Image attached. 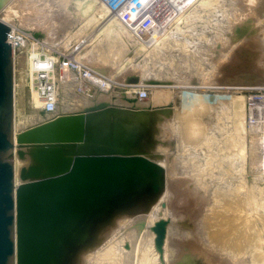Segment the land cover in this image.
Wrapping results in <instances>:
<instances>
[{"label":"water","instance_id":"1","mask_svg":"<svg viewBox=\"0 0 264 264\" xmlns=\"http://www.w3.org/2000/svg\"><path fill=\"white\" fill-rule=\"evenodd\" d=\"M13 1L0 0V16ZM9 32L0 19V264H70L114 215L148 207L160 193L164 169L148 156L151 130L160 113L180 110V92L167 103L146 107L136 94L121 92L124 105H118L96 101L112 91L87 81L83 96L94 103L16 130ZM235 44L216 67L211 84L228 91L264 88V46L256 37L237 38ZM115 81L141 86L138 71H126ZM14 156L27 160L18 183ZM170 223L159 217L149 228L160 264H166ZM189 248L188 241L180 243L179 259L167 264H208L192 257ZM124 249H129L127 243Z\"/></svg>","mask_w":264,"mask_h":264},{"label":"rangeland","instance_id":"2","mask_svg":"<svg viewBox=\"0 0 264 264\" xmlns=\"http://www.w3.org/2000/svg\"><path fill=\"white\" fill-rule=\"evenodd\" d=\"M252 5H253L252 3H250L248 6L245 5L244 10L243 9L241 11L237 10L236 13H234V14H238L237 16L239 17V20L233 25L232 29L228 32L227 38L230 39V41H229L230 43H228V44L233 45V46H230L228 44L226 45V46H228L227 47V53L228 52L231 53V51L234 49V47L236 46L235 40L237 38H239V39L241 38L244 40V39H248L251 37H256V38H258L259 42L262 43V45L264 46L263 40L261 39L262 38L261 35H263V33H261L262 31L260 30V27L261 28L264 27V0H259V7L257 10L252 9L251 11H249V9L252 7ZM206 6L208 7V5H206L205 3H200L198 6L196 5V6L192 7V9H188L186 13L184 12L185 13V15H184L185 18L183 17L185 19L184 21H183V18L181 19V15H179L177 17V19L176 18L171 19L172 21H177L179 19H181V20L178 22L179 25L177 27L171 26L170 29H168V31H166V33L165 32L163 33V26H161V27L156 26L155 32L149 38V40L144 39V38H141L140 40L139 39L137 40L135 38H131L130 35L126 32L127 30L123 26H121L117 21L113 20L112 18L107 20L106 22L100 20V18H98V17L100 16V17H102L101 19H104V16H106L108 14V12L106 11V9H103L102 6L99 3H97L96 0H14L12 2V4L9 6V8L4 12V14H2L0 16V19L2 21L8 22V24L13 25L14 27H17V28L23 30L25 33H28V35H33L35 37V39H37L38 42H40L42 44L44 49L47 50L50 55L57 57V56L67 54V53L72 51V53L74 55H78V56H76V59H78L79 61L81 60L86 66L90 67L91 69H93L95 71L101 70L102 72L105 73V75L116 74L115 76L117 77L126 71H138L139 73H141L140 71H142V69L145 67V65L150 66V69H153L152 71L158 70L157 72L155 71L156 73H158L160 71L159 75H161V76H159L158 74H156L154 72L156 75H158L160 78L164 77L163 80H161L159 78V80H157V81L156 80L150 81L151 83H149V85L161 86V87L156 89V92H162L165 94L167 93V91H169V92L174 91L176 93H178V92L184 93V92H186V90H185L186 87H189V86H191V87L192 86L196 87V85H197V87L206 86L205 88H203V90H201V89L196 90V91H199V93L196 92L197 94H202V92L204 91L203 94H205L206 98H207V103L204 104L205 106L203 105L202 107H198L199 105L196 103V100L194 99V97H192L190 100L192 102H195L194 106L193 105L190 106L189 110H187L188 107L185 111H183L184 109L182 111L178 110L177 112H180V116H178V118H174V117L171 118V116H170L171 113L174 112L175 110H172V112L167 111L168 112L167 114H166V112L163 114L160 113L161 114L160 116H162L161 120H163V118L169 117V120L167 122L168 123V126H167L168 129L164 131L165 132L164 137H163L164 134L160 132V129H158V127H156V129L154 127V129L151 130L150 141L152 143L149 144V146L152 147V150L150 151V153H148V156H150L151 159L155 160L160 165L162 163L166 167V169L163 167V169H164L163 186H162L163 189H161L159 194H161L164 191L165 181H168V184H169V186H171V188L174 186L173 189H174L175 193L177 192V190H179L183 187L180 190L181 192L180 191L177 192V193H179L178 194L179 196L177 195V193L176 194L174 193V195H173L174 196L173 199H176V200L172 199V201H174L173 202L174 203V207H173L174 209L172 208L173 209L172 213H176V212H180L179 206L184 205L183 201H185V202L188 201L190 205L192 204V179H197V178L203 179V177H206V179H205L206 185L208 184V187L210 186L209 188L212 187V189H213V186L216 187V185L220 184V183H222L224 185V183H225L224 181H226L228 178L231 179V177H232V179L234 178L233 180L239 179L240 182H238L237 184L240 183L239 186L241 184H243L241 186L244 188L242 189V193H241L242 197H237L236 195H233V193H232V199H230V200L233 201V204H230V207H233V208H229V209L239 208V210H241V208H243V207H241V205H244V208H246V210H248V211H256V210L264 211V206L259 208V205L257 204V202H258L257 200H260V198L264 201V176H262V174L264 175V173L261 171V167L259 164L261 162L262 151L264 152V147L262 149V140H263L262 138L264 136L263 135L264 134V121H263L264 119H261L257 123L249 124V119H248L249 115H248V109H247L248 108L247 98L250 95L251 90H234V91L229 90L228 91V90H223L220 88H214V86L211 83H212V80H214V78H213L214 77V71H215L216 67L218 66L217 63L214 66V68L211 69V71L210 70L205 71L204 69H197V67H195V68H193V70L191 69L192 71H190V74H189L188 70L182 71L184 68L181 70V72H182V74H181L180 70L177 69V68L181 67L180 64L174 63V62L179 61V59L177 57L178 53L180 51H183V49H185V45L188 46L187 44L188 43L190 44V42H192V41H190V40H192V38H194V37L196 39L201 38L200 39V41H201L203 39H207V36L209 34L211 35V33H213V35L215 32L220 33L219 29L216 26H214L212 24V22L214 24H219V22L221 21V17L223 16V14L221 12L222 8L221 9L219 8V11L215 10V12H211L213 15L215 14L214 19L211 21V19L206 20V18L204 16L205 13L208 14V15L205 14L206 17L209 16L210 9L207 10L208 11L207 12ZM191 10H192V13H191ZM203 12H204V14H201ZM239 12H241V13H239ZM243 12H245V14ZM174 13H175V11L172 13V15ZM216 14H218V15H216ZM63 15H64V18H62ZM201 15L203 16L202 17L203 20L200 18ZM192 18H194L193 20H195L197 18L196 19L197 21L196 20L193 21ZM61 20H63L62 23H61ZM205 20L207 21V24H206ZM59 21H60V23H59ZM188 21L190 24H188ZM208 21H209V23H208ZM182 22H184V23H182ZM201 22H203V23H201ZM172 23L169 22L168 24L171 25ZM258 23H259V25H258ZM198 24H200L201 26L199 27ZM209 24H211V25H209ZM206 26L208 28H206ZM212 26H213V28H212ZM185 28H187V29H185ZM198 28L200 29V31L198 30ZM180 29H181V34L179 33ZM192 29H194L195 31L194 30L192 31ZM97 30L99 31V33H97L98 32ZM174 30L175 31L177 30L178 32H174ZM203 30H205V31H203ZM209 31H210V33H209ZM212 31H215V32H212ZM187 33H189V34L186 35ZM217 33H215V34L218 35ZM93 34H94V36H93L94 39L90 40L91 42H89V44L86 43V39L89 37V35H93ZM95 34H96V36H95ZM198 34H201V35H198ZM205 34H206V36H205ZM173 35L175 37H173ZM165 38H167L168 40ZM182 38L183 39L185 38V39L183 40ZM172 39H175V40H172ZM188 39H189V41H188ZM170 41L172 42V45H171ZM203 41H205V40H203ZM218 41L219 40L212 42V44L210 46L207 45L208 50H210L209 51L210 56L209 55L204 56L203 60H206V62H208L207 60H209V63L214 64V62L216 61L215 59H217V61H218L221 58V55H222V54H220L221 49H219V45H221V42L220 41L218 42ZM164 42H166V43H164ZM195 43H197V42H195ZM213 43H214V45H213ZM153 45H157V46L154 47L156 49L153 50V52H152L150 49ZM176 45H177V48H176ZM183 45H184V47H183ZM171 46L172 47L174 46L175 47L174 49L176 51H174V49H172ZM168 48H170L171 50L170 49L168 50ZM189 48L190 47L185 49V51L188 53L190 51V50L188 51ZM157 50H159L160 52H158ZM223 50H226V48H223ZM163 51H166V52H163ZM175 52L177 55H175ZM172 53H173V55H172ZM29 54H31L30 51L25 50L23 53H18L14 59L15 127H16V130L35 125V124L45 120L48 117V115H46L38 107L36 101L34 100V98H35L33 95L34 91L31 89V83L32 82L30 79V75L28 74V57H29ZM158 55L160 56L159 58H158ZM161 55H162V57H161ZM153 57L157 58V59H155L156 61L154 60ZM150 58H152V59H150ZM192 58H194V57H192ZM149 59H150L151 63L153 62L152 63V64H154L153 66L151 65L150 61H148ZM167 60L169 63L167 62ZM157 61H158V65H157ZM172 61H174V62H172ZM223 61H225V60H223ZM146 62H148V63L146 64ZM170 62L172 63V66H171ZM159 63H161L163 65H160ZM173 63H174V66H173ZM196 63H199V62H196ZM155 64L158 67H155L156 66ZM175 64H176V66L177 65L178 66H177L176 70H173L176 67ZM199 65L201 66V63H199L198 66ZM206 65H207V63H206ZM160 66H163V67H160ZM168 66H169V68H168ZM203 70L205 73H203ZM169 71L171 73L173 72L172 73L173 76L170 75L171 73H168ZM174 71L177 72L176 75H178V77L174 74L175 73ZM200 72H201L202 76H200ZM162 74H164V75L162 76ZM183 74H185V75H183ZM186 74H189V75H186ZM174 75L176 76V78H174L175 77ZM165 77H166V79H165ZM170 78H171V80H169ZM191 78H193V79H191ZM173 80L175 81L176 84L174 83ZM73 81H74V79L72 80L69 77V83L63 84V85L61 84L58 87V90H59L58 91V98L59 99L57 98L58 99L57 107L61 111L66 112V111H72V110H76V109L79 110L80 109V105L78 106L79 102L76 101V100H78L79 96L74 94L73 89H70V85ZM163 82H165V83H163ZM184 82H185V84H184ZM188 82L190 83L189 85H188ZM172 85L176 86V88L174 86H173L174 88L173 87L169 88ZM135 90H137V89H135ZM152 90H153L152 87H147V91L150 93V95L153 94ZM111 91H115L117 93L118 89H113ZM188 91H191V90H188ZM200 91H202V92L200 93ZM233 93H234V95H233ZM221 99H224V102L220 101V103H219L218 100H221ZM226 103H227V105H226ZM212 105H214V106H212ZM224 105H226V106H224ZM209 106H210V108H209ZM215 106H217V108H215ZM207 107H208V109H207ZM211 107H214V108H211ZM223 107L224 108L227 107V109L226 110L222 109ZM219 109H222V111H220ZM212 110H214V112ZM218 110H219V112H218ZM204 111L207 114L206 115L203 114L204 115L203 116L202 113ZM216 111L218 113H220V115L218 113H216ZM197 112H199L200 114H198ZM210 112L213 114H211ZM223 112H225V113H223ZM182 113H185V114L182 115ZM194 114H195V116H197V118H198V115H200L199 116L200 119L196 120L195 119L196 117L194 116ZM223 114H225V115H223ZM201 115L204 118L206 117V119H204ZM208 115H209V118H208ZM214 115L217 117H215ZM221 115H223V116H221ZM192 116H194V117H192ZM210 118H213L212 120L215 119L214 122H216V120H218L220 122L219 123L217 121L219 125L217 124V122L213 123V121ZM217 118H219L220 120L222 118L223 119H222V121H220ZM206 120H208V121L205 122ZM209 120H211V121H209ZM223 121L225 122V124L226 123H228V125L231 124L229 127L230 130L225 129L226 127H228V125L226 124V126H225ZM161 123L164 125L166 122H165V120H163V121H161ZM222 123H223V125H222ZM213 124L215 126L216 125H218V126L222 125V127L220 126L221 129L226 130V131H224V133H223V131L222 132L216 131L215 134L211 136V134H209L210 133L209 130L210 129H211V131L213 130V128H214V127H212V126H214ZM203 129H204V132H202ZM230 131H231V133H230ZM201 132H202V134H201ZM173 133H175V134H173ZM186 133H187V136H189V137H186ZM157 135H158V139L156 141L154 139L156 138ZM205 135H206L207 139L204 138ZM215 135L218 136V141H217V137ZM236 135H238L241 140ZM242 136H243L244 140H243ZM198 137H200V138L198 139ZM188 138H190V139H188ZM201 138L203 139L204 142L202 141ZM208 138L212 139L211 140L212 142L210 140H208ZM221 138H223V139L220 141ZM187 140H188V143H189V140H191L189 143L190 145L186 142ZM193 140H194V144H193ZM239 140H240V142H239ZM197 141H198V143H197ZM205 141H207V142H205ZM227 141H228V143H227ZM229 141H232V142L229 143ZM202 142L205 144H203ZM217 142H218V144H217ZM225 142H226V145H225ZM233 142H234V144L236 143V145L233 144V147H232ZM196 143L198 145H196ZM206 143H207V145H206ZM214 143L217 145L215 146ZM238 143H240V144H238ZM186 144H188V145H186ZM227 144H229V145H227ZM230 144H231V147H230ZM194 145H196V146H194ZM159 146L162 148V150H164L163 153H160L159 151L157 152L156 147H159ZM183 146H185V147L191 146L192 148L196 147L197 150H196V148H194L196 151L195 152L194 149H192L191 147H189V148L186 147V149H185V147H183ZM197 146L202 148L201 152L203 151L205 156L201 152L198 154L199 150H198ZM204 147H205V149H204ZM181 148H183V150ZM186 150H187L186 154H188V155H185L184 151H186ZM188 151L190 153L193 152L192 153L193 156L191 154L190 158L195 159L196 161L194 160V162H193L192 159L190 160V158H189L190 153ZM209 151H210V153H212L211 155L209 153L208 154L206 153ZM211 151H213L214 153ZM220 151H222L221 154H220ZM226 151H227V153H226ZM228 151H229V153H228ZM226 154H229L230 157L227 156ZM184 155L186 156V158L184 157ZM194 155H197V157H194ZM199 155H201V156H199ZM209 155L211 157H208ZM219 155L221 157H223V159L225 158L224 161L222 160V158H220ZM203 156L209 162L207 161L205 163L206 160H204ZM232 156H233V159H232ZM215 157H217V160ZM186 159L188 160V162H189V160L192 161V162H190L192 164L189 163L191 166L186 162L187 161ZM211 159H213V160H211ZM220 159L222 160V162L220 161ZM226 159L227 160L229 159V160L227 161ZM230 159L233 161L232 163H231ZM197 160H199V161H197ZM198 162H199V164L204 165L202 170L201 169L199 170L200 173L199 172L198 173L193 172L192 168H191L194 166V164H196ZM215 162H217V163H215ZM223 162L228 163V165L226 163L224 165ZM210 163H212V170H210L211 169ZM233 163H234V165H233ZM229 164L232 168H235V169L230 168ZM206 165L208 168L207 172L204 170L206 168ZM213 165L214 166L216 165V167H214ZM257 165H258V167H257ZM224 166H225V169H224ZM227 166H228V169H227ZM190 168H191V170H190ZM215 168H216V170L213 171V169H215ZM237 168H238V170H237ZM241 169H242V171H241ZM203 170L205 171V174H204ZM219 170H220V172H219ZM222 170H224V171L222 172ZM233 170L235 172H238V173L236 174L235 172H233ZM232 172L234 174H232ZM219 173L222 175L219 176ZM217 177H218V179H217ZM211 178H213V180ZM183 179H186L185 180L186 182L183 181ZM208 179H210V180H208ZM215 179H217V180H215ZM243 179H244V181H243ZM180 181L183 182V185ZM213 181H214V184L212 183ZM176 183H180V184H176ZM211 183H212V185H211ZM251 183H253L255 185V187H257L255 190L251 189L252 186L249 185ZM176 185L179 188H177ZM217 186H219V185H217ZM159 194H158V196H159ZM258 194H260V196H257ZM175 195H177V197ZM177 200H179V201H177ZM196 200H197V203L199 205H202V206L205 205V204L199 202L198 199H196ZM176 202L179 203L178 204L179 206L176 204ZM206 203H207V201H206ZM150 205H152V204H150ZM197 205H195V208L202 207L199 205L197 207ZM168 207H169V205L166 204V208H168ZM191 209H192V206H191ZM180 213L182 215L184 214L183 218L185 219L186 214L183 213L182 211ZM248 215H250V214L248 213ZM187 217H189L188 214H187ZM136 218L137 217H135L134 220L131 218H130V220H128L129 219L128 218L127 219L128 221L125 219L126 221L124 220L125 222L122 221L121 223H120L121 220L117 222V220H118L117 219V220H115V223H114V221L112 222V225H113V223L116 224V222H117L118 229H120L119 226L121 224L125 223V224H123V229L122 228L121 229L123 231L126 229V232H127V230L132 227L131 225L139 224L135 221ZM134 221H135V223H134ZM129 222H132L131 225ZM190 223H191V225H190V227H191L192 226V218H190ZM142 224L144 225V223H142ZM124 225H126L127 227H125ZM128 227H130V228H128ZM113 230L115 231V229H113ZM122 230L120 231L121 233H123ZM114 231H113V233H114ZM144 232L146 233V231H144ZM144 232L143 233L141 232L142 233L141 235L145 234ZM109 233H111V234H109L108 237L112 238V231H110ZM115 233H116V231H115ZM108 237L106 239H104V242L106 240L110 241L109 240L110 238H108ZM113 238L115 239V236ZM137 240H139V239H137ZM137 240H135V239H134V241H133V239L130 240L132 242H131V246L129 245V249H133V250L137 249V247L136 248L134 247V246H136V244L138 242ZM108 241H106V242H108ZM133 242H135V243H133ZM182 243L184 244L185 242L182 241ZM99 244H100V242H99ZM119 244L120 245L117 246V250H118V247L120 246L121 251L120 250H118V251H120L122 253V251L124 250L123 249L124 245L122 244V241ZM121 245H123V246H121ZM165 248H167V250H168L169 246L166 244ZM133 250L131 252H133L136 255V253ZM95 252H92V250H89V251H86V253H83L81 256L78 255V257H76V262H74L72 264H87V262H89L88 264H91L93 262V258L94 259L96 258ZM93 253L95 254L94 257H92ZM124 253H123V255L128 254V253L126 254V252H124ZM133 253H132L133 258H136L137 256H139L138 254L136 256H134ZM88 256L89 257L91 256L92 259L89 258ZM85 257H88L90 261ZM82 258H84V261H82V263H79ZM172 259L173 258H171L170 260H172ZM132 260L134 261L135 259H132ZM136 260H138V257L136 258ZM136 260L134 262L131 261L130 264H134V263L137 264ZM104 263L108 264V261H106ZM139 264H141V263L139 262Z\"/></svg>","mask_w":264,"mask_h":264},{"label":"bare ground","instance_id":"3","mask_svg":"<svg viewBox=\"0 0 264 264\" xmlns=\"http://www.w3.org/2000/svg\"><path fill=\"white\" fill-rule=\"evenodd\" d=\"M170 1V3L172 4V10H171V13H173L174 11H175V13L172 15V18L171 19H177V17L179 16V15H181V19L184 17L185 18V13L187 12V10L188 9H192V7H194V6H198L200 3H205L206 5H208V7L206 6V11L207 10H209L210 9V11H209V16H207L206 17V15L205 14H207V13H205L204 14V12L203 13H201V14H204V16H205V18H206V20H210L211 19V21L214 19V15L211 13V12H215V10H218L219 11V8L221 9L222 8V14H223V16L221 17V21L219 22V24H214L213 22H212V24L214 25V26H216L218 29H219V31H220V33H217V32H215V31H212V32H215V33H217L218 35H216L215 33H214V35H213V33H211V35L209 34L208 36H207V39H203V40H205V41H203V40H201L200 41V39L201 38H199V39H196L195 37V39L194 38H192V40H190V41H192V42H190V44L188 43L187 45L188 46H186L185 45V49L186 48H188V47H192L191 49L189 48L188 49V51H189V53L188 52H186L185 51V49H183V51H180L179 53H178V59H179V61H177V62H174V61H172V62H174V63H178V64H180V66L181 67H179V68H177V66H176V64H175V69H173V70H176V68L178 69V70H180V72H181V70L182 71H185V70H188L189 71V74H190V71H192L193 70V68H195V67H197V69H204L205 71L206 70H210L211 71V69H213L214 68V66L216 65V63L217 64H219V63H222L223 62V60H225L227 57H228V54H229V52L227 53V47L228 46H226L228 43H230L229 41H230V39H228L227 38V36H228V32L232 29V27H233V25L239 20V17L237 16L238 14H234V13H236V11L238 10V11H241L242 9L244 10V6L246 5V6H248L250 3H252L253 5H252V7L249 9V11H251L252 9H254V10H257L258 9V7H259V0H169ZM191 1V2H190ZM191 3V4H190ZM12 4V3H11ZM184 7H185V9H184ZM200 7V6H199ZM211 7V8H210ZM184 9V10H183ZM199 9V8H198ZM197 9V10H198ZM201 9V8H200ZM213 11H212V10ZM107 11V10H106ZM217 11V12H218ZM248 11V12H249ZM185 12V13H184ZM208 12V11H207ZM216 12V13H217ZM191 13H192V10H191ZM239 13H241V12H239ZM244 14H245V12H243ZM54 15V14H53ZM70 15V14H69ZM208 15V14H207ZM216 15H218V14H216ZM220 16V15H219ZM109 17V18H108ZM190 17V16H189ZM199 17V16H198ZM202 15L200 16V18L202 19ZM216 17V16H215ZM61 18V17H60ZM62 18H64V15H63V17ZM98 18H102V17H98ZM105 18H108V20L109 19H111L112 17H110V16H104V19ZM183 18V21L185 20ZM191 18V17H190ZM218 18V17H217ZM220 18V17H219ZM181 19H179V20H177V21H172V20H170L169 22L170 23H172L171 25H169L168 23L169 22H166L164 25H163V33L165 32L166 33V31H168V29H170V27L171 26H175V27H177L178 25H179V21L181 20ZM194 18H192V20H193ZM197 19V18H196ZM195 19V20H196ZM216 19V18H215ZM187 20V19H186ZM195 20H193V21H195ZM199 20V19H198ZM203 20V19H202ZM205 20V21H206ZM112 21V20H111ZM191 21V20H190ZM197 21V20H196ZM6 22V21H5ZM63 22V20H61V23ZM6 23H8V22H6ZM59 23H60V21H59ZM71 23V22H70ZM182 23H184V22H182ZM201 23H203V22H201ZM208 23H209V21H208ZM211 23V22H210ZM216 23V22H215ZM188 24H190L189 23V21H188ZM196 24V23H195ZM205 24V23H204ZM206 24H207V21H206ZM121 25V24H120ZM199 25V27L201 26L200 24H198ZM209 25H211V24H209ZM208 25V26H209ZM258 25H259V23H258ZM122 26V25H121ZM190 27V26H189ZM205 27V26H204ZM188 28V27H187ZM187 28H185V29H187ZM193 28V27H192ZM206 28H208L207 26H206ZM210 28V27H209ZM212 28H213V26H212ZM211 28V29H212ZM174 29V28H173ZM195 29V28H194ZM194 29H192V31L194 30ZM205 29V28H204ZM217 29V30H218ZM172 30V29H171ZM184 30V29H183ZM191 30V29H190ZM198 30L200 31V29L198 28ZM206 30V29H205ZM205 30H203V31H205ZM260 30L262 31L261 33H263V35H261V39L263 40V43H264V27H260ZM98 31V30H97ZM180 32V34H181V29L179 30ZM195 31V30H194ZM198 31V32H199ZM154 32H155V30H154ZM154 32H153V34H154ZM171 32V31H170ZM174 32H178L177 30L175 31L174 30ZM173 32V33H174ZM185 32V31H184ZM97 33H99V31L97 32ZM96 33V34H97ZM194 33V32H193ZM202 33V32H201ZM209 33H210V31H209ZM96 34H95V36H96ZM152 34V35H153ZM189 33H187L186 35H188ZM192 34V33H191ZM208 34V33H207ZM168 35V34H167ZM172 35V34H171ZM198 35H201V34H198ZM94 34L93 35H89V37L86 39V43H88L89 44V42H91L90 40H92V39H94ZM203 36V35H202ZM201 36V37H202ZM205 36H206V34H205ZM173 37H175L174 35H173ZM172 37V38H173ZM178 37V36H177ZM188 37V36H187ZM204 37V36H203ZM170 38V37H169ZM206 38V37H205ZM85 39V38H84ZM165 39H167V38H165ZM183 39V38H182ZM185 39V38H184ZM183 39V40H184ZM221 39V40H220ZM149 40V39H148ZM168 40V39H167ZM170 40V39H169ZM172 40H175V39H172ZM216 40H219L220 42H221V45H219V49H221L220 50V54H222L221 55V58L217 61V59H215L216 61L214 62V64H212V63H209V60H207L208 62H206V60H203L204 58V56H207V55H209L210 56V54H209V51L210 50H208V48H207V45H211L212 44V42H214V41H216ZM166 41V40H165ZM179 41V40H178ZM188 41H189V39H188ZM218 41V42H219ZM171 42V41H170ZM174 42V41H173ZM182 42V41H181ZM195 42H197V43H195ZM164 43H166V42H164ZM216 43V42H215ZM179 44V43H178ZM262 44V43H261ZM165 45V44H164ZM171 45H172V42H171ZM213 45H214V43H213ZM228 45H230V44H228ZM157 45H153L152 47H151V51L153 52V50H155L156 48H154V47H156ZM162 46V45H161ZM160 46V47H161ZM169 46V45H168ZM175 46V45H174ZM172 47V49H174L175 47ZM230 46H233V45H230ZM183 47H184V45H183ZM167 48V47H166ZM165 48V49H166ZM176 48H177V45H176ZM181 48V47H180ZM211 48V47H210ZM223 48H226V50H223ZM170 48H168V50H169ZM179 49V48H178ZM229 49V48H228ZM171 50V49H170ZM180 50V49H179ZM178 50V51H179ZM158 52H160L159 50H157ZM173 51V50H172ZM174 51H176L175 49H174ZM214 51V50H213ZM163 52H166V51H163ZM84 53V52H83ZM162 53V52H161ZM212 53V52H211ZM155 54V53H154ZM159 54V53H158ZM172 55H173V53H172ZM175 55H177L176 54V52H175ZM155 57V56H154ZM153 57V58H154ZM157 57V56H156ZM160 56L158 55V58H159ZM161 57H162V55H161ZM165 57V56H164ZM172 57V56H171ZM192 57H194V58H192ZM168 58V57H167ZM209 58V57H208ZM207 58V59H208ZM150 59H152V58H150ZM150 59L148 60V61H150ZM155 59H157V58H154V60ZM161 59V58H160ZM171 59V58H170ZM169 59V60H170ZM196 61V62H199V63H201V66L199 65L198 66V64L199 63H196L194 60ZM159 60V59H158ZM172 60V59H171ZM193 60V61H192ZM81 61V60H80ZM156 61V60H155ZM82 62V61H81ZM160 62V61H159ZM163 62V61H162ZM167 62H168V60H167ZM166 62V63H167ZM83 63V62H82ZM148 62H146V64H147ZM150 63H151V61H150ZM153 63V62H152ZM151 63V65L153 66L154 64H152ZM155 63V62H154ZM169 63V62H168ZM171 63V62H170ZM174 63H173V66H174ZM206 63H207V65H206ZM160 65H163V64H161V63H159ZM156 65V64H155ZM157 65H158V61H157ZM155 66V67H158V66ZM170 65V64H169ZM203 65V66H202ZM212 65V66H211ZM167 66V65H166ZM171 66H172V63H171ZM113 67V66H112ZM160 67H163V66H160ZM152 68V67H151ZM168 68H169V66H168ZM159 69V68H158ZM192 69V70H191ZM153 69H150V66H146L145 65V67L142 69V71H140L141 73H140V77H141V82H140V85L142 86V87H152L153 88V94L151 95V97H148L147 99L146 98H144V99H142L143 101L142 102H139L138 104L139 105H143V106H154V105H157V104H163V103H167L168 102V100L171 98V97H173L172 99H174V97H176L177 95H175L174 93V91L172 92L173 93V95L172 96H169V94L168 93H162V92H156V89L157 88H159V87H161V86H154V85H149V83H151L150 81H154V80H159V76H161V75H159V72L158 73H156L155 71H152ZM163 70V69H162ZM165 70V69H164ZM172 70V71H173ZM204 70H203V73H205L204 72ZM202 71V70H201ZM156 74H158V75H156ZM175 72V71H174ZM196 72V71H195ZM168 73H171L170 71L168 72ZM173 73V72H172ZM170 74V75H172L173 76V74ZM176 73L177 72H175L174 74L176 75ZM184 73V72H183ZM199 73V72H198ZM181 74H182V72H181ZM180 74V75H181ZM189 74H186V75H189ZM116 74H114L113 76H115ZM164 74H162V76H163ZM174 75V76H175ZM183 75H185V74H183ZM182 75V76H183ZM204 75V74H203ZM158 76V77H157ZM177 77H178V75H176ZM176 76L174 77V78H176ZM193 76V75H192ZM200 76H202V74H201V72H200ZM116 77V76H115ZM167 77V76H166ZM166 77H165V79H166ZM186 77V76H185ZM198 77V76H197ZM164 78V77H163ZM163 78L161 77L160 79L161 80H163ZM182 78V77H181ZM191 79H193V78H191ZM168 80V79H167ZM169 80H171V78L169 79ZM178 80V79H177ZM165 81V80H164ZM174 81V80H173ZM185 81V80H184ZM161 82V81H160ZM169 82V81H168ZM181 82V81H180ZM190 82V81H189ZM188 82V85L190 84ZM163 83H165V82H163ZM174 83H175V81H174ZM172 84V83H171ZM176 84V83H175ZM184 84H185V82H184ZM183 85V84H182ZM181 85V86H182ZM174 85H172L171 87H169V88H172ZM178 86V85H177ZM180 86V85H179ZM175 88H176V86H174ZM173 87V88H174ZM206 86H204V87H197V85H196V87H194V86H189V87H186V92H184V93H182V92H180L179 94H180V98H181V100H182V105H181V108H180V110L182 111L183 109V111H185L186 109H187V107H188V109L187 110H189V107L190 106H194V104H195V102H192L190 99L192 98V97H194V99L196 100V103L199 105L198 107H202L204 104H206L207 103V98H206V95L205 94H203V92L202 91H200V93L202 92V94H197L196 92H198L199 93V91H196L197 89H201V90H203V88H205ZM136 89H138V88H136ZM188 90H191V91H188ZM235 90H238V89H235ZM243 90H251V89H243ZM59 91V90H58ZM232 91H234V90H232ZM169 92V91H168ZM192 92V93H191ZM155 93V94H154ZM168 94V95H167ZM178 94V95H179ZM34 95V97H35V94H33ZM77 95V94H76ZM114 95H116V97L114 96ZM114 95H110V97L108 96V101L109 102H111V103H114V104H118V105H124V103H123V101H122V99H121V97H120V95L119 94H114ZM233 95H234V93H233ZM118 97V98H117ZM59 99V98H58ZM34 100L36 101V99L34 98ZM121 102H119V101ZM77 102H79L78 103V106L80 105V109H82V108H84L85 106H87V105H89V104H92L93 102H92V100H90V99H87V98H85V97H81V96H79L78 97V100H76ZM118 101V102H117ZM219 101V103H220V101H223L224 102V99H221V100H218ZM228 102V101H227ZM37 103V102H36ZM222 103V102H221ZM35 104V103H34ZM216 105V104H215ZM221 105V104H220ZM226 105H227V103H226ZM226 105H224V106H226ZM205 106V105H204ZM211 106V105H210ZM210 106H209V108H210ZM212 106H214V105H212ZM219 106V105H218ZM36 107V106H35ZM184 107V108H183ZM211 108H214V107H211ZM215 108H217V106H215ZM79 109V110H80ZM207 109H208V107H207ZM222 109H227V107L226 108H222ZM222 109H219L220 111H222ZM199 110V109H198ZM219 110H218V112H219ZM178 110H175L174 112H172V110H171V118L172 117H174V118H178V116H180V112H177ZM206 111V110H205ZM205 111L202 113V115L204 114V115H206L207 113H205ZM213 112H214V110H212ZM209 112V111H208ZM217 111H216V113H218ZM198 114H200L199 112H197ZM211 113V112H210ZM223 113H225V112H223ZM173 114V115H172ZM183 114H185V113H182V115ZM211 114H213V113H211ZM219 115H220V113H218ZM217 114V115H218ZM201 115V116H202ZM203 115V116H204ZM223 115H225V114H223ZM223 115H221V116H223ZM250 115V114H249ZM194 116H195V114H194ZM194 116H192V117H194ZM199 116L200 115H198V118H197V116H195L196 118V120L197 119H200L199 118ZM202 116V117H203ZM215 116V115H214ZM161 117L162 116H160V119H158L157 120V122L155 123V129H156V127H158V129H160V132L161 133H163L164 135H163V137L165 136V130H167L168 129V120H169V117L168 118H163V120H165V126L161 123V121H163V120H161ZM215 117H217V116H215ZM214 117V118H215ZM225 117V116H224ZM204 118V117H203ZM202 118V119H203ZM208 118H209V115H208ZM204 119H206V117L204 118ZM211 120L213 119V118H210ZM217 119H219V118H217ZM223 119V118H222ZM222 119L220 120V121H222ZM181 120V119H180ZM211 120H209V121H211ZM228 120V119H227ZM199 121V120H198ZM208 120H206L205 122H207ZM213 121V123H216L218 120H216V122H214L215 121V119L214 120H212ZM225 121V120H224ZM223 121V123L225 124V122ZM264 121V120H263ZM219 122V121H218ZM218 122H217V124H218ZM220 123V122H219ZM223 123H222V125H223ZM227 125H228V123H226ZM226 124H225V126H226ZM208 125V124H207ZM214 125V124H213ZM219 125V124H218ZM218 125H214V126H212V127H214L213 128V130L211 131V129L209 130V134H211V136L212 135H214L215 134V132L217 131H223V133H224V131H226V130H230V125H228V127H226L225 129L226 130H223V129H221V127H222V125H220V126H218ZM201 126V125H200ZM203 126V125H202ZM206 126V125H205ZM204 127V126H203ZM218 127V128H217ZM206 128V127H205ZM228 128V129H227ZM208 129V128H207ZM219 129V130H218ZM202 130V129H201ZM207 131V130H206ZM202 132H204V129H203V131ZM202 132H201V134H202ZM220 132V133H221ZM229 132V131H228ZM227 132V133H228ZM230 133H231V131H230ZM173 134H175V133H173ZM226 134V133H225ZM162 135V134H161ZM167 135V134H166ZM185 135V134H184ZM264 135V134H263ZM208 136V135H207ZM210 136V135H209ZM216 137H217V141H218V136L217 135H215ZM230 136V135H229ZM238 138H239V136L238 135H236ZM235 136V137H236ZM186 137H189V136H187V133H186ZM215 137V138H216ZM220 137V136H219ZM222 137V136H221ZM228 137V136H227ZM161 138V137H160ZM200 137H198V139H199ZM204 138L205 139H207V137H206V135L204 136ZM242 138H243V136H242ZM157 139H158V135L156 136V138L154 139V140H156L157 141ZM185 139V138H184ZM188 139H190V138H188ZM202 139V138H201ZM200 139V140H201ZM204 139V140H205ZM223 138H221L220 139V141L222 140ZM230 139V138H229ZM228 139V140H229ZM232 139V138H231ZM240 139V138H239ZM263 140H262V149H263V147H264V136H263V138H262ZM208 140H212V139H209L208 138ZM241 140V139H240ZM240 140H239V142H240ZM243 140H244V138H243ZM190 141L191 140H189V143H190ZM202 141H203V139H202ZM209 141V142H210ZM238 141V140H237ZM187 143H188V140L186 141ZM196 142V141H195ZM200 142V141H199ZM204 142V141H203ZM202 142V143H203ZM205 142H207V141H205ZM212 142V141H211ZM216 142V141H215ZM230 142H232V141H229V143ZM188 143V144H189ZM197 143H198V141H197ZM196 143V145H198ZM227 143H228V141H227ZM178 144V143H177ZM188 144H186V145H188ZM193 144H194V140H193ZM203 144H205V143H203ZM217 144H218V142H217ZM217 144H215L214 143V145L216 146ZM221 144V143H220ZM233 144H234V142L232 143V147H233ZM238 144H240V143H238ZM242 144V143H241ZM158 145V144H157ZM190 145V144H189ZM196 145H194V146H196ZM206 145H207V143H206ZM222 145V144H221ZM225 145H226V142H225ZM227 145H229V144H227ZM234 145H236V143L234 144ZM193 146V147H194ZM202 146V145H201ZM239 146V145H238ZM237 146V147H238ZM178 147V146H177ZM183 147H185V146H183ZM187 147V146H186ZM186 147H185V149H186ZM189 147H191V146H189ZM189 147H187V148H189ZM198 147V150H199V152H198V154L201 152V149L202 148H200L199 146H197ZM219 147V146H218ZM223 147V146H222ZM226 147V146H225ZM230 147H231V144H230ZM244 147V146H243ZM192 148V147H191ZM194 148H196V147H194ZM194 148H192V149H194ZM200 148V149H199ZM182 150H183V148H181ZM191 149V150H192ZM204 149H205V147H204ZM210 149V148H209ZM239 149V148H238ZM244 149V148H243ZM152 150V149H151ZM150 150V151H151ZM156 150H157V152L159 151L160 153H163V151L164 150H162V148L159 146V147H156ZM179 150V149H178ZM189 150V149H188ZM196 150H197V148H196ZM230 150V149H229ZM150 151H148L149 153H150ZM193 151V150H192ZM191 151V152H192ZM194 151H195V149H194ZM207 151V150H206ZM181 152V151H180ZM183 152V151H182ZM185 152V155H188V154H186L187 153V150L186 151H184ZM183 152V153H184ZM189 152V151H188ZM196 152V151H195ZM211 152H213V151H211ZM218 152V151H217ZM225 152V151H224ZM244 152V151H243ZM190 153V152H189ZM193 153V152H192ZM192 153H190L189 154V158L191 157V154ZM201 153H203V151L201 152ZM207 154L209 153L210 155L212 154V153H210V151L209 152H206ZM214 153V152H213ZM216 153V152H215ZM222 153V151H220V154ZM226 153H227V151H226ZM228 153H229V151H228ZM231 153V152H230ZM182 154V153H181ZM204 154V153H203ZM225 154V153H224ZM183 155V154H182ZM184 155V157L186 158V156ZM202 155V154H201ZM201 155H199V156H201ZM208 156V157H211V156ZM218 155V154H217ZM227 156H229L230 157V155L229 154H226ZM233 155V154H232ZM192 156H193V154H192ZM204 156H205V154H204ZM203 156V157H204ZM207 156V155H206ZM220 156V155H219ZM218 156V157H219ZM225 156V155H224ZM226 156V157H227ZM234 156V155H233ZM233 156H232V159H233ZM182 157V156H181ZM188 157V156H187ZM194 157H197V155H194ZM213 157V156H212ZM199 158V157H198ZM216 158V160H217V157H215ZM220 158H222V160L224 161V159H223V157H221L220 156ZM228 158V157H227ZM188 159V158H187ZM186 159V160H187ZM192 158H190V160H191ZM197 159V158H196ZM208 159V158H207ZM184 160V159H183ZM189 160V162H188V160L186 161L188 164L190 163V162H194V160L195 159H192V161H190ZM204 160H206L205 159V157H204ZM211 160H213V159H211ZM222 160L220 159V161L222 162ZM227 160V159H226ZM225 160V161H226ZM229 160V159H228ZM227 160V161H228ZM196 161V160H195ZM197 161H199V160H197ZM208 160H206L205 161V163L207 162ZM230 161H231V163L233 162L231 159H230ZM185 162V161H184ZM204 162V161H203ZM209 162V161H208ZM212 162V161H211ZM214 162V161H213ZM202 163V162H201ZM204 163V164H205ZM215 163H217V162H215ZM225 163L226 162H223V164L225 165ZM230 163V164H231ZM27 164V160H20V159H18L17 157H15L14 156V165H15V174H16V182L18 183V180H17V176H18V172H19V170H20V168L21 167H23V166H25ZM190 164H192V163H190ZM189 164V165H190ZM208 164V163H207ZM211 164V165H210ZM209 165L211 166V169L210 170H212V163H210ZM220 164V163H219ZM218 164V165H219ZM227 165H228V163H226ZM230 164H229V167L230 168H232L231 166H230ZM236 164V163H235ZM260 164V167H261V171L264 173V152L262 151V156H261V162L259 163ZM161 165H162V167H164L165 169H166V167L161 163ZM184 165V164H183ZM208 165V166H209ZM233 165H234V163H233ZM238 165V164H237ZM236 165V166H237ZM185 166V165H184ZM187 166V165H186ZM191 166V165H190ZM214 166V165H213ZM239 166V165H238ZM256 166V165H255ZM204 167V165H202V164H199V162L198 163H196V164H194V166L193 167H191L192 168V171L193 172H199V170L201 169L202 170V168ZM214 167H216V165L214 166ZM257 167H258V165H257ZM259 167V168H260ZM191 168H190V170H191ZM229 168V169H230ZM207 165H206V168L204 169L206 172H207ZM224 169H225V166H224ZM227 169H228V166H227ZM232 169H235V168H232ZM203 170V171H204ZM214 170H216V168L215 169H213V171ZM237 170H238V168H237ZM258 170V169H257ZM205 171H204V174H205ZM218 171V170H217ZM224 170H222V172H223ZM230 171V170H229ZM241 171H242V169H241ZM240 171V172H241ZM259 171V170H258ZM219 172H220V170H219ZM233 172H235L234 170H233ZM232 172V174H234ZM200 173V172H199ZM213 173V172H212ZM216 173V172H215ZM236 174L238 173V172H235ZM202 174V173H201ZM225 174V173H224ZM223 174V175H224ZM193 175V174H192ZM212 175V174H211ZM220 175H222V174H220L219 173V176ZM261 175V174H260ZM200 176V175H199ZM205 176V175H204ZM218 176V177H219ZM262 176H264L263 174H262ZM209 177V176H208ZM212 177V176H211ZM215 177V176H214ZM218 177H217V179H218ZM237 177V176H236ZM239 177V176H238ZM197 178V177H196ZM210 178V177H209ZM222 178V177H221ZM205 179H206V177H203V179H192V204L190 205L189 204V202L187 201V202H185V201H183V203H184V205H178L179 203H177L176 202V204L179 206V211L181 212H183V213H185L186 215V218L184 219L183 218V216H184V214L182 215L180 212H176V213H172V210L174 209L173 207H174V201H172V199H173V195H174V193H175V191H174V189H173V187L171 188V186H169V184H168V181H165V186H164V191L161 193V194H159V196L154 200V202L152 203V205H150V206H148V207H142V208H137V209H135L134 210V212H130L129 214H120V215H114V217H112L111 218V220L109 221V223L108 224H106L104 227H102V228H100L95 234H93V236H94V239H93V241L90 243V244H88V245H86V246H82L77 252H76V254H75V256L72 258V260H71V262H70V264H72V263H74V262H76V257H78V255H82L83 253H86V251H89V250H92V252H95V254L93 253V255H92V257H94V255L96 256V258L94 259L93 258V262L91 263V264H105L104 262H106V261H108V264H130L131 263V261H133L132 259H135L136 260V258L138 257V260H136V262H137V264H139V262L141 263V264H160L159 262H158V255L154 252V249H153V244H152V242H153V235H152V233H150V231H149V228L153 225V223L159 218V217H162V218H169V219H171V223H170V226L168 227V236H167V241H166V244L169 246V248H168V250H167V248H165V252H164V261L166 262V264L169 262V260L171 259V258H174V257H176V258H178V257H180V253H178V251H179V245H180V243H182V241H184V242H187L188 241V246L190 247L189 249L191 250V254H192V257H194V255H195V257H199V258H201L202 260H204L206 263H210V264H264V211H258V210H256V211H248V210H246V208H244V205H241V207H243V208H241V210H239V208H235V209H229V208H233V207H230V204H233V201L232 200H230V199H232V193H233V195H236L237 197H242L241 196V193H242V189L244 188V187H242L241 185H243V184H241L240 186H239V184H237L238 182H240V180L239 179H235V180H233L232 179V177H231V179H227L226 181H224L223 183H224V185L222 184V183H220V184H217V185H219V186H217L216 185V187L215 186H213V189H212V187L211 188H209L208 187V184L206 185V182H205ZM212 180H213V178H211ZM217 179H215V180H217ZM223 179V178H222ZM169 180V179H168ZM175 180V179H174ZM186 179H183V181H185ZM188 180V179H187ZM204 180V181H203ZM208 180H210V179H208ZM211 180V181H212ZM221 180V179H220ZM170 181V180H169ZM182 181V180H181ZM180 181V182H181ZM207 181V180H206ZM210 181V182H211ZM223 181V180H222ZM243 181H244V179H243ZM173 182V181H172ZM186 182V181H185ZM219 182V181H218ZM246 182V181H245ZM182 183V185H183V182H181ZM213 184H214V181L212 182ZM212 183H211V185H212ZM243 183V182H242ZM176 184H180V183H176ZM250 186H252L251 187V189H253V190H255L257 187H255V185L253 184V183H251V184H249ZM176 187H177V185H176ZM242 187V188H241ZM177 188H179V187H177ZM176 188V189H177ZM183 188V187H182ZM181 188V189H182ZM241 188V189H240ZM162 189H163V187H162ZM181 189H179V190H177V192L178 191H180ZM209 189V190H208ZM176 192V193H177ZM181 192V191H180ZM175 193V194H176ZM179 193H177V195H178ZM177 195H175L176 197H177ZM179 196V195H178ZM196 196V197H195ZM257 196H260V194H258ZM195 198V199H194ZM179 199V198H178ZM194 199V200H193ZM196 199H198L199 200V202H201V203H203V204H205L204 206H202V205H199L198 203H197V200ZM173 200H176V199H173ZM177 201H179V200H177ZM206 201H207V203H206ZM258 202H257V204L259 205V208H261V207H263L264 206V201L260 198V200H257ZM161 203H165V204H168L169 205V207L168 208H164V209H162L161 207H160V205H161ZM199 206H202V207H198V205ZM176 205V206H177ZM195 205H197V207L198 208H195ZM175 206V207H176ZM177 206V207H178ZM191 206H192V209H191ZM176 207V208H177ZM258 207V206H257ZM171 208V209H170ZM173 208V209H172ZM175 211V210H174ZM248 213L250 214V215H248ZM187 214L189 215V217H187ZM135 217H137L136 219H135V221L137 222V223H139V224H136V225H131V223L133 222H129L130 223V225L132 226H130V227H128V228H130V229H128L127 230V232H126V229L123 231L122 229H123V224H125V223H123V224H121L119 227H120V229L123 231V233H121L120 231V229H118V225H117V222L118 221H120V223L122 222V221H124L125 219L127 220L128 218V220H130V218L131 219H133L134 220V218ZM190 218H192V226L190 227V225H191V223H190ZM118 219V220H117ZM115 220H117V222H116V224H114L115 223ZM125 220V221H126ZM127 220V221H128ZM114 221V223H113V225H112V222ZM124 221V222H125ZM135 221H134V223H135ZM133 223V224H134ZM142 223H144V225L142 224ZM146 223V224H145ZM125 227H127L126 225H124ZM124 227V228H125ZM140 227V228H139ZM113 229H115V231H116V233H115V231L113 230ZM140 229V230H139ZM110 231H112V238L115 236V239L113 238H111V237H108V235L109 234H111V233H109ZM113 231H114V233H113ZM144 231H146V233L144 232ZM108 232V233H107ZM144 232L145 234H143V235H141L142 233ZM107 233V234H106ZM111 236V235H110ZM125 236V237H124ZM110 238L109 240L110 241H108V240H106V241H108V242H104V239H106V238ZM133 239V241H134V239L135 240H137V239H139V240H137L136 242H137V244H136V246H134L135 248L137 247V249H135V250H133V249H129V250H126V249H124L123 251H122V253L120 252L121 250V248H120V246L118 247V250H120V251H118L117 250V246L118 245H120L119 243L122 241V244L124 245L125 243H127L128 245H130L131 246V242L132 241H130V240H132ZM118 240V241H117ZM99 242H100V244H99ZM102 242V243H101ZM133 243H135V242H133ZM123 245H121V246H123ZM133 245V244H132ZM124 247V246H123ZM131 248V247H130ZM176 248H177V251H176ZM134 251L135 253H136V255L138 254L139 256H137L136 258H133L132 256V253L133 252H131V251ZM176 251V252H175ZM124 252H126V254L127 255H123V253ZM88 254V253H87ZM125 254V253H124ZM134 254V253H133ZM135 254H134V256H136ZM87 256V255H86ZM89 257V256H88ZM88 257H85V258H87L88 260H89V258H91V256L88 258ZM132 257V258H131ZM104 258V259H103ZM175 258V259H176ZM92 259V258H91ZM131 259V260H130ZM179 259V258H178ZM134 260V261H135ZM82 261H84V258H82L81 259V261L79 262V263H82ZM90 261V260H89ZM133 261V262H134ZM132 262V263H133ZM89 262H87V264H88ZM107 264V263H106ZM135 264V263H134Z\"/></svg>","mask_w":264,"mask_h":264},{"label":"built area","instance_id":"4","mask_svg":"<svg viewBox=\"0 0 264 264\" xmlns=\"http://www.w3.org/2000/svg\"><path fill=\"white\" fill-rule=\"evenodd\" d=\"M107 16L121 24L135 39H149L156 26H163L172 18V4L169 0H96ZM185 9V7H184ZM183 9V10H184ZM109 18V17H108ZM108 18L100 19L104 22ZM8 24V23H7ZM10 32L7 40L11 45L13 58L25 50L30 51L28 57V74L31 79V89L34 91L38 107L46 114L56 112L58 87L65 84L69 77L77 81L91 82L106 90L121 89L125 93L136 94L137 98H145L147 87H124L116 83L113 75H102L76 59L71 52L53 56L44 49L33 35L8 24ZM44 51V52H43ZM86 87V85H85ZM80 91V89H77ZM257 104V105H256ZM249 124L264 119V88L251 89L247 98Z\"/></svg>","mask_w":264,"mask_h":264},{"label":"crops","instance_id":"5","mask_svg":"<svg viewBox=\"0 0 264 264\" xmlns=\"http://www.w3.org/2000/svg\"><path fill=\"white\" fill-rule=\"evenodd\" d=\"M71 79L73 80V77H72ZM67 83H69V80H68L65 84H67ZM62 85H63V84H62ZM85 85H86V82H84V84H83V82H81V81H77V80L74 79V81H73V82L71 83V85H70V89H73L74 94H77L78 96L84 97V96H83V93H84L85 90H86ZM77 89H80V91H78ZM121 92H124V91L121 90V89H118L117 93H116L115 91H112L111 93H107L106 95L98 96V97H96L95 99H97L96 101H99V102H100V101H105V102H108V103H109V101H108V96L110 97V95L119 94V93H121ZM115 96H116V95H115ZM87 99H88V98H87ZM93 103H94V102H93ZM58 111H61V110H59L58 107H56V112L53 113V114H51V115H54V114L58 113Z\"/></svg>","mask_w":264,"mask_h":264}]
</instances>
